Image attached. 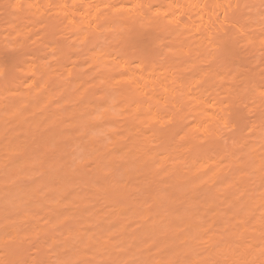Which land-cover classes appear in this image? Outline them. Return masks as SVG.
Wrapping results in <instances>:
<instances>
[{
  "label": "rangeland",
  "instance_id": "1",
  "mask_svg": "<svg viewBox=\"0 0 264 264\" xmlns=\"http://www.w3.org/2000/svg\"><path fill=\"white\" fill-rule=\"evenodd\" d=\"M127 2L0 0V264H159L158 256L163 264H264L262 251L246 256L235 246L243 225L244 242L264 246V208L252 207L247 217L252 208L240 193L254 190L256 175L246 169L243 191L241 182L226 193L219 185L238 178L240 162L253 168L251 156L263 146L264 0ZM16 145L25 147L24 158ZM193 161L200 173L212 170L197 178ZM9 188L27 190L28 203ZM231 192L242 194V210L229 201ZM120 205L144 213L125 219L123 230L103 226ZM195 210L201 219L189 216ZM238 216L247 218L242 227ZM189 217L203 224L193 238L198 227L192 231ZM182 231L192 239L187 250ZM90 235L97 242L90 237L88 245Z\"/></svg>",
  "mask_w": 264,
  "mask_h": 264
},
{
  "label": "bare ground",
  "instance_id": "2",
  "mask_svg": "<svg viewBox=\"0 0 264 264\" xmlns=\"http://www.w3.org/2000/svg\"><path fill=\"white\" fill-rule=\"evenodd\" d=\"M127 1H128V0H125V2H127ZM85 3H86V2H85ZM109 3H110V2H109ZM122 3H123V4H127L128 2H127V3H124V2L122 1ZM31 4H32V3H31ZM70 4H71V3H70ZM105 4H106V3H105ZM32 5H33V4H32ZM70 6H71V5H70ZM15 7H16V6H15ZM20 7H21V6H20ZM29 7H30V6H29ZM78 8H79V7H78ZM24 9H25V8H24ZM72 10H74V9H72ZM96 12H97V11H96ZM57 13H58V12H57ZM71 13H72V12H71ZM62 15H63V14H62ZM64 15H65V14H64ZM71 16H72V14H71ZM126 48H127V47H126ZM91 57H92V56H91ZM92 81H93V80H92ZM107 94H108V93H107ZM100 96H101V95H100ZM110 96H111V95H110ZM108 99H110V98H108ZM108 99H107V100H108ZM113 100H114V99H113ZM113 100H111V103H112ZM102 102H103V101H101L100 103H102ZM83 103H84V102H83ZM4 105H5V104H4ZM7 105L10 106L11 103H10V104H9V103L6 104L5 106H7ZM106 105L108 106V104H106ZM112 105H113V103H112ZM5 106H4V107H5ZM13 106H14V105H13ZM13 106H12V108H13ZM101 106H102V105H101ZM107 106H106V107H107ZM109 106H110V103H109ZM4 107H3V108L1 107V108H2V109H5ZM103 107H104V106H103ZM114 107H116V106H114ZM7 108H9V107H7ZM7 108H6V109H7ZM10 108H11V107H10ZM10 108H9V110H10ZM9 110H8V111H9ZM11 110H12V109H11ZM115 110H116V109H115ZM0 111H1V110H0ZM4 111H5V110H4ZM4 111H3V113H4ZM12 112H13V110L11 111V113H12ZM103 112H104V114H105V112L108 113V110H105V108H104ZM4 115H5V114H4ZM49 115H51V114H50V113L48 114V118H49ZM46 118H47V117H46ZM257 118H258V117H257ZM2 119H3V118H2ZM38 119H39V117H37V119H34L33 121H35V122L38 123V121H37ZM40 119H42V117H41ZM40 119H39V120H40ZM260 119H261V118H260ZM0 120H1V118H0ZM48 120H49V119H48ZM261 121H262V120H261ZM263 121H264V120H263ZM91 122H92V121H91ZM95 122H96V121H95ZM95 122H94V124H96V127H98L99 124H98V123H95ZM257 123H258V122H257ZM34 124H35V123H34ZM75 124H77V122H76ZM97 124H98V126H97ZM258 124L261 125L262 123L259 122ZM94 126H95V125H94ZM254 126H258V125L255 124ZM261 126H262V125H261ZM126 128H127V126H126ZM254 128H255V127H254ZM1 129H2V128H1ZM96 129H98V128H96ZM129 129H132V128H129ZM252 129H253V128H252ZM98 130H99V129H98ZM132 130H133V129H132ZM0 131H1V130H0ZM252 131H253V130H252ZM255 131H256V130H255ZM260 131H261V132H260L259 134H262V135H260V137H263V146H262V144H261V142H260V144H261V146H262V147H261V146H260V147H261L262 150H260V151H258V152L256 151L257 153H256V152L253 153L251 150H250V151L248 150L249 152H252V153H253V155H252L251 157H252L253 160H254V161H253V163H254V167L251 168V166H253V164L250 166V165H249L250 161H249V163H248L247 161H242V162L238 161V163L240 162L239 165H238V163L235 161V162L237 163L239 169H240V171H238L239 173L237 174V176H238L237 179H238V180H237V179L235 180V179L233 178L234 181L232 180L233 183L231 184V181L229 182V181H227L228 179L226 180V179L223 178L224 181H226L228 185L230 184L229 186L226 185V182H224L223 180H222V181H223L224 183H221L222 181H221L220 183H219V182H216L217 184L219 183V185L224 184L225 187L223 186L222 189H225V190H226L225 193L228 192L227 189H230V188H231V185H234V184H235L234 182H238V184L241 182L239 186H241V187H240V188H241L240 190H242L243 187L245 186L244 183H246V182L244 181V180H246V179H244V177L247 175V173H246L247 170H246V169H250L251 171L249 172V170H248V173H251V172L253 173V172H254V174H255L256 177H257V179H254V180H256L258 183H256V184H257L256 187H255V185H254V190H253V189H250V188H251V187H250L249 189H248V188L245 189V190L243 189L244 191H247V193H246V192H240V193L245 194V197L248 199V196H246V194H248V190H250V191H251V193H250L251 195H249V196H251V197H250V199H249L248 201H247V199H246V200L244 199V200H245V204H246L247 208H249V207H250V208H252V207L254 208V207H255V209L258 208L259 210L264 208V126H263L262 128H260ZM59 132H60V131H59ZM127 132H129V135H130V132H131V131H130V130H127ZM127 132H126V133H127ZM55 133H57V132L55 131ZM87 133H88V132H87ZM259 134H258V135H259ZM2 135H3V134H2ZM50 135H51V134H50ZM50 135H49V136H50ZM54 135H55V134H54ZM54 135H53V137H54ZM59 135H60V134H59ZM127 135H128V134H127ZM250 135H251V134H250ZM92 136H94V135H91V138H90V136H89V138H90V140H91L92 143H93V147H95V146H97V143L95 142L97 139L95 140V138H94L95 136H94V137H92ZM119 136H120V135H119ZM130 136H131V135H130ZM133 136H134V135H133ZM3 137H4V136H3ZM57 137H58V136H57ZM1 138H2V137H1ZM58 138H59V137H58ZM120 138H121V136H120ZM44 139H45V138H44ZM249 139H250V138H249ZM261 139H262V138H261ZM45 140H46V139H45ZM49 140H50V139H49ZM91 141H90V142H91ZM240 142H242V141H240ZM46 143H47V141H46ZM130 143H131V142H130ZM251 143H252V142H251ZM12 144H13V143H12ZM257 144H258V143H257ZM14 145H15V144H14ZM14 145H12V147H10V148L13 149V146H14ZM258 145H259V144H258ZM5 146H6V145H5ZM5 146L3 147V150H6ZM9 146H10V145H9ZM16 146H17V145H16ZM21 146H23V145H21ZM21 146H19V147H21ZM39 146H40V145H39ZM41 146H42V144H41ZM237 146H238V145H237ZM242 146H244V145H242ZM242 146H238V147H242ZM246 146H247V145H246ZM19 147L17 146V149H18ZM42 147H43V146H42ZM48 147H49V146H48ZM247 147H249V145H248ZM250 147H251V146H250ZM256 147H258V146L256 145ZM10 148H7V150L10 149ZM49 148H50V147H49ZM95 148H96V147H95ZM236 148H237V147H236ZM244 148H245V147H244ZM11 149H10V152H8V151L6 150V154H7V153H8V154H10V153L13 154V153H15V151H12ZM17 149H16V150H17ZM23 149H25L24 146L22 147L21 150H20V148H19V150H18V152H19V151H20L21 153L23 152L22 155L24 154V151H26V150H23ZM39 149H40V148H39ZM44 149H45V148H44ZM57 149H58V148H57ZM59 149H61V148H59ZM62 149H63V148H62ZM253 149H254V148H253ZM255 149H256V148H255ZM255 149H254V150H255ZM14 150H15V147H14ZM32 150H33V149H32ZM42 150H43V149H42ZM63 150H64V152H62ZM63 150H60L61 152H60L59 155H58L60 161L58 160V158H57L58 156H57V157H55V158H57L58 161L56 160V161H54V162H58V163L61 162V163H62L63 158H65L64 156H66V154H67V151H66L65 149H63ZM254 150H253V151H254ZM29 151H30V150H28V152H29ZM34 151H36L35 148H34V150H33L32 152H34ZM37 151H38V150H37ZM39 151H40V150H39ZM65 151H66V153H65ZM18 152H17V153H18ZM32 152H31V153H32ZM21 153H20V154H21ZM64 153H65V154H64ZM233 153H234V152H233ZM236 153H237V152H236ZM8 154H7V155H8ZM20 154H19V155H20ZM56 154H58V153H56ZM62 154H63V155H62ZM99 154L101 155L102 153H99ZM99 154L96 156V160H99L100 157L103 155V154H102V155L100 156ZM148 154H149V153H148ZM242 154H243V153H242ZM22 155H21V156H22ZM25 155H26V153L23 155V158L25 157ZM27 155L29 156V157H28V156H27V157L30 159V156H31V155H29V153H28ZM35 155H36V154H35ZM232 155H233V154H232ZM236 155H237V154H236ZM239 155H240V154H239ZM10 156H11V155H10ZM13 156H14V155H13ZM15 156H17V155H15ZM150 156H152V154L149 155V159H147V160H151V159H150ZM157 156H158V155H157ZM245 156H246V154H245ZM7 157H8V156H7ZM7 157H5V159H7ZM17 157H18V156H17ZM19 157H20V156H19ZM27 157H26V159H27ZM32 157H33V156H32ZM60 157H62V158H60ZM152 157H154V156H152ZM9 158H10V157H9ZM21 158H22V157H21ZM21 158H20V159H21ZM98 158H99V159H98ZM5 159L3 158L2 160H5ZM13 159H14V158H13ZM16 159H17V158H16ZM20 159H19V160H20ZM34 159H35V158H34ZM231 159H232V158H231ZM237 159H238V158H237ZM237 159H236V160H237ZM14 160H15V159H14ZM23 160H24V159H22V161H23ZM32 160H33V158L30 159V161H29V160H28V161L31 162ZM96 160H95V162H96ZM101 160H102V159H101ZM101 160H99V161H101ZM103 160H104V159H103ZM152 160H153V159H152ZM20 161H21V160H20ZM22 161H21V162H22ZM26 161H27V160H26ZM63 161H64V160H63ZM66 161H67V160H66ZM68 161H69V160H68ZM70 161H71V160H70ZM99 161H98V162H99ZM233 161H234V159H233ZM8 162H9V161H8ZM10 162H11V161H10ZM12 162H15V161L12 160ZM18 162H19V161H18ZM21 162H20V163H21ZM64 162H65V161H64ZM64 162H63V165H65ZM71 162H72V161H71ZM95 162H94V165H95V168H96L95 170H96L98 173H101V172L104 170V169L102 170V167H101V165H100L101 163L99 162V163H100V164H99L98 162H97V163H95ZM101 162H102V161H101ZM195 162H196V161H195ZM23 163H24V162H23ZM25 163H26V162H25ZM61 163H59V165H60ZM236 163H234V164H236ZM9 164H11V163H9ZM27 164H29V163L27 162ZM68 164H69V163H68ZM96 164H98V165H96ZM192 164L194 165V161L192 162ZM195 164H196V163H195ZM12 165H14V163H12L11 166H12ZM16 165H18L17 162H16ZM22 165H24V164H22ZM55 165H57V164L55 163ZM59 165H58V166H59ZM151 165H152V164H151ZM248 165H249L250 168L248 167ZM79 166H81V164H80ZM102 166H104V165H102ZM147 166H148V165H147ZM147 166H146V168H148ZM198 166H199V165H198ZM246 166H247L248 168H246ZM17 167H18V166H17ZM20 167H21V166H20ZM20 167H18V168L20 169ZM151 167H152V166H151ZM193 167H194V170H197V172H195V175H196V176L194 175L195 177L199 176V174L202 175V173L205 172V170L207 171V169H211V170H212V168H210V167H206V168L203 169V171H201L202 173H200V170L196 169V168H195V165H194ZM57 168H58V167H57ZM60 168H61V167H60ZM63 168H64V167H63ZM229 168H231V167L229 166ZM229 168H228V170H229ZM232 168H233V167H232ZM51 169H52V168H51ZM51 169H50V171H51V173H52L53 171H52ZM64 169H65V168H64ZM81 169H82V168H81ZM149 169H150V168H149ZM154 169H155V168H154ZM5 170H6V169H5ZM57 170H58V169H57ZM57 170H56V171H57ZM68 170H69V169H67V171H68ZM70 170H71V169H70ZM77 170H78V168H77ZM79 170H80V169H79ZM128 170L131 171L130 168H129ZM128 170L125 171V173L129 172ZM214 170H215V169H214ZM214 170H213V171H214ZM224 170H225V169H224ZM252 170H253V171H252ZM41 171H42V170H41ZM44 171H45V170H44ZM44 171H43L42 173H44ZM50 171L47 172V170H46L45 173H49ZM54 171H55V170H54ZM61 171H62V170H61ZM74 171H76V170H74ZM74 171H73V172H74ZM132 171H133V170H132ZM132 171H131V173H132ZM208 171H209V170H208ZM208 171H207V172H208ZM217 171H218V170H217ZM217 171H216V172H217ZM222 171H223V170H222ZM73 172H72V173H73ZM76 172H77V171H76ZM207 172H206V173H207ZM209 172H210V171H209ZM211 172H212V171H211ZM225 172H226V171H225ZM230 172H231V169H230ZM45 173H44V176H45ZM51 173L49 174L50 177H51ZM66 173H68V172H66ZM206 173H204V174H206ZM217 173H220V171H218ZM223 173H224V171H223ZM16 174H17V173H16ZM52 174H53V173H52ZM57 174H58V173H57ZM60 174L63 175L64 173L62 174V172H60ZM79 174H80V173H79ZM92 174H93V173H92ZM95 174H96V173H95ZM7 175H8V174H7ZM69 175H70V174H69ZM232 175H233V174L231 173V176H232ZM250 175H251V174H250ZM52 176H54V175H52ZM76 176H77V175H76ZM86 176H87V175H86ZM98 176H99V174H98ZM194 176H193V179H195ZM240 176H241V177H240ZM247 176H248V175H247ZM87 177H88V176H87ZM87 177H86V178H87ZM129 177H130V176H129ZM226 177H227V176H226ZM57 178H58V177H57ZM61 178H62V177H61ZM73 178H74V177H73ZM81 178H82V177H81ZM84 178H85V177H84ZM84 178H83V179H84ZM105 178H106V176H105ZM188 178H189V177H188ZM191 178H192V177H191ZM197 178H198V177H197ZM199 178H200V176H199ZM245 178H246V177H245ZM55 179H56V178H55ZM62 179H63V178H62ZM106 179H108V178H106ZM110 179H111V178H110ZM129 179H131V178H129ZM193 179H192V180H193ZM247 179H248V178H247ZM51 180H52V179H51ZM65 180H66V179H65ZM73 180H74V179H73ZM89 180H91V179H89ZM195 180H196V181H195ZM195 180H193V181L197 182V179H195ZM110 181H111V180H110ZM175 181H176L175 184H176V185L178 184L177 186H181V184L184 183L183 181H181V179H180V182H179V180H177V179H176ZM242 181H244V182H242ZM62 182H63V180H62ZM213 182H214V181H213ZM56 183H57V182H56ZM60 183H61V181L59 180V184H60ZM66 183H67V182H66ZM102 183H103V182H102ZM114 183H115V181L112 182V184H114ZM127 183H129V182H127ZM127 183H126V184H127ZM179 183H181V184L179 185ZM193 183H194V182H193ZM34 184H35V183H34ZM51 184H52V183H51ZM63 184H64V182H63ZM68 184H69V183H68ZM91 184H92V183H91ZM91 184H88V185H91ZM94 184H95V183H94ZM104 184H105V182H104ZM106 184H108V182H107ZM112 184H111V185H112ZM115 184H117V183H115ZM126 184L124 185V189H127V188H126V187H127ZM129 184H130V183H129ZM208 184H210V183H208ZM238 184L236 183V185H238ZM248 184H249V183H248ZM250 184H251V183H250ZM252 184H253V183H252ZM8 185H9V183H8ZM27 185H28V184H27ZM52 185H53V184H52ZM55 185H56V184H55ZM65 185H66V184H65ZM214 185H215V183H214ZM14 186H15V185H14ZM21 186H22V185H21ZM23 186H24V184H23ZM23 186H22L21 188H23ZM29 186H31V185H28V187H29ZM93 186H94V185H93ZM103 186H104V185H103ZM122 186H123V184H122ZM184 186H185V185H184ZM227 186H228L229 188H228ZM242 186H243V187H242ZM250 186H251V185H250ZM12 187H13V186H12ZM26 187H27V186H26ZM31 187H32V186H31ZM35 187L37 188L38 186H35ZM49 187H50V186H49ZM55 187H56V186H55ZM58 187H60V189L62 188L61 186H58ZM120 187H121V186H120ZM216 187H217V186H216ZM218 187L220 188V186H218ZM245 187H246V186H245ZM248 187H249V186H248ZM15 188H16V187H15ZM92 188H93V187H92ZM112 188H113V187H112ZM115 188H116V186H115ZM128 188H130V187H128ZM176 188H177V187H176ZM236 188H237V187H236ZM9 189H10V188H9ZM9 189H8V190H9ZM12 189H14V188H11V189H10V190L12 191L11 193H13V191H14L15 194L20 193V194L17 195V198H18V196H19V198L21 197V199H22V197H23V198H24V199H23L24 202L27 201V203H28V200H27L28 197H25V196H23V194H21V193H25V194H26V193L28 192L27 190H25L26 192H23L24 189H23V190H22V189H20V190H19V189H15L16 191L19 190V192L16 193L15 190H12ZM28 189H29V188H28ZM105 189H106L107 191H109V190H108V186H106V185H105ZM110 189H111V188H110ZM10 190H9V192H10ZM21 190H22V191H21ZM31 190H32V188L30 189L29 192L32 194V192H34V190H33V191H31ZM37 190H38V189H37ZM37 190H36V191H37ZM113 190H114L115 192H119V190H115V189H113ZM113 190L110 191L112 195L114 194ZM216 190H218V188H217ZM235 190H236V189H235ZM235 190H233V191H235ZM243 190H242V191H243ZM260 190H261V192H259ZM2 191H3V190H2ZM120 191H121V190H120ZM127 191H128V190H127ZM127 191H126V192H127ZM230 191H232V189H230ZM112 192H113V193H112ZM123 192L125 193V191H123ZM219 192H220V190H219ZM1 193H2V192H1ZM124 193H123V194H124ZM170 193H171V192H169V195H170ZM196 193H197V192H196ZM196 193H195V194H196ZM240 193L237 194V195H238L237 197H236L234 194L232 195V192H231V194H228V195L230 196L229 201L234 202L235 206L237 205V206L240 207V209H239V207L236 206L237 209L242 210L241 207H243V206H242L243 202H242L241 200H242V197H243V196H242V194L240 195ZM28 194H29V193H27V195H28ZM123 194H122V195H123ZM207 194H208V193H207ZM257 194H259L260 197H255ZM33 195H34V194H33ZM33 195H31V196H33ZM116 195H119V194H118V193H117V194H114V196H116ZM124 195H125V194H124ZM124 195L122 196V198L124 197ZM152 195L155 196L154 194H152ZM161 195H162V194H161ZM171 195H172V194H171ZM171 195H170V197H171ZM190 195H191V194H190ZM190 195H189V196H190ZM192 195H193V197H194V196H195V197L197 196V195H194V194H192ZM239 195H240V196H239ZM1 196H3V195H1ZM76 196H77V195H76ZM120 196H121V195H120ZM126 196H127V195H126ZM164 196H165V195H164ZM166 196H167V195H166ZM3 197H4V196H3ZM128 197H129V196H128ZM211 197H212V196H211ZM0 198H1V197H0ZM19 198H18V199H19ZM26 198H27V199H26ZM187 198H188V197H187ZM204 198H205V197H204ZM21 199H20V201H18V202H20V203L22 204L23 201H22ZM155 199H156V198H155ZM172 199H173V197H172ZM174 199H175V197H174ZM194 199H195V198H194ZM196 199H197V197H196ZM210 199H211V198H210ZM226 199L228 200L227 197H226ZM8 200H10V199H8ZM119 200H121V199H119ZM205 200H206V199H205ZM21 201H22V202H21ZM30 201H31V200H30ZM1 202H2V201H1ZM6 202H7V201H6ZM24 202H23V205H24ZM127 202H128V201H127ZM172 202H173V200H172ZM195 202H196V201H195ZM195 202L193 201V203H195ZM226 202H227V201H226ZM130 203H131V202H130ZM228 203H229V202H228ZM127 204H128V203H127ZM160 204H161V203H160ZM200 204H201V203H200ZM232 204H233V203H232ZM0 205H1V203H0ZM5 205H6V204H5ZM25 205H26V204H25ZM58 205H59V204H58ZM131 205H132V204H131ZM209 205H210V204H209ZM213 205H214V204H213ZM134 206H136V205L134 204ZM134 206L132 205L133 208H135ZM192 206H193V205H192ZM210 206H212V205H210ZM230 206H231V205H230ZM246 206H245V207H246ZM132 207H131V209H130V207H126V206L124 207V206H121V205H120V206L118 207L116 213H115L114 215H112V216H115V215H116V216H115L114 218H112V216H111L110 219H112V220H111V221L109 220L108 222H105V223H103L102 225L105 226V227H107V228H110V227H111V228H112V227L114 228V226H117V227H116L117 230H123V229H124V226H123L124 223H123V222H126V220H127V218H128L129 216H130V218H131V215H134L135 213H136V215H138V216H139V215L141 216L142 213H144V211H141L142 213L139 214V212H138L139 208L136 207L137 209H133ZM245 207H244V208H245ZM19 208H20V207H19ZM232 208H234V207H232ZM250 208H249V209H250ZM253 208L250 209V211L245 210V211H248V212H247L248 215L245 214L247 217H249V215H250L249 213L251 212V210H253ZM6 209H7V208H6ZM21 209H22V207H21ZM190 209H192V208H190ZM237 209H236V210H237ZM7 210H8V209H7ZM217 210H218V209H217ZM23 211H24V210H23ZM83 211H84V210H83ZM146 211H148V212H145V215H147V216H146V217H147L146 219L149 220V219H148V218H149L148 215L150 214V211H149L148 209H146ZM196 211H197V210H195V212H191L192 214L189 215V216H191L192 218L195 219L196 215H198L199 218L196 217V219H201L200 216H199V212H198V211L196 212ZM213 211H214V210H213ZM218 211H220V210H218ZM5 212H7V211H5ZM137 212H138V213H137ZM148 213H149V214H148ZM157 213H158V212H157ZM194 213H195V214H194ZM197 213H198V214H197ZM214 213H215V215L218 214V213H216V210L214 211ZM220 213H221V212H220ZM244 213H245V212H244ZM221 214H222V213H221ZM242 214H243V213H242ZM145 215H144V217H143L142 219L145 218ZM164 215H165V214H164ZM179 215H180V214H179ZM182 215H183V214H182ZM213 215H214V214H213ZM218 215H219V214H218ZM233 215H235V214H233ZM237 215H238V214H237ZM25 216H26V215H25ZM159 216H160V215H159ZM161 216H162V215H161ZM27 217H28V216H27ZM56 217H57V216H56ZM133 217L136 218V216H133ZM133 217H132V218H133ZM162 217H163V216H162ZM183 217L186 218V216H183ZM191 217H189L187 221L190 222V224H191L190 227L192 226V228H191L192 231H193V229H195V228L198 227V229H197L196 231L194 230V232H191V234H192V237H191V238H193V236H194L193 233H195V234L197 235V232L199 231L200 226L203 228V226H202L203 224L200 225V224H199L200 221H199V223L197 224V223H196L197 221L194 222L195 220L191 219ZM216 217H217V215H216ZM222 217H224V216H222ZM238 217L240 218L241 216H238ZM130 218H129V219H130ZM236 218H237V217H236ZM239 218L237 219V221L239 220ZM241 218H242L243 221H242V220H239V221H242V223L239 225L240 227H242L243 222L245 223L244 220L247 219V218H244V219H243V216H242ZM241 218H240V219H241ZM55 219H56V218H55ZM125 219H126V220H125ZM150 219H151V218H150ZM155 219H156V218H154L153 220H155ZM164 219H165V217H164ZM175 219H176V218H175ZM186 219H187V218H186ZM248 219H249V221H250V218H248ZM123 220H125V221H123ZM172 220H173V219H172ZM178 220H179V218H178ZM183 220H184V219H183ZM190 220H191L193 223H192ZM251 220L254 221L255 219H251ZM215 221H216V220H215ZM218 221H219V220H218ZM247 221H248V220H247ZM253 221H250V222H253ZM164 222H166V221H164ZM164 222H163V223H164ZM168 222L171 223V221H168ZM168 222H166V224H167ZM176 222H177V221H176ZM180 222H181V221H180ZM258 222H259V220H258ZM258 222H257V220H256L257 226H258ZM172 223H173V222H172ZM195 223H196V224H195ZM166 224H165V225H166ZM187 224H189V223L186 222V225H185V226L188 227ZM165 225H163V226H165ZM168 225H170V224H168ZM174 225H175V220H174ZM176 225H177V223H176ZM222 225H223V224H222ZM247 225H248V224H247ZM156 226H157V225H156ZM166 226H167V225H166ZM171 226H173V224H171ZM179 226H180V225H179ZM219 227H220V226H219ZM240 227H239V228H240ZM254 227H255L254 230H256V229H257L256 226H254ZM111 228H110V229H111ZM113 228H112V229H113ZM145 228L153 229L154 226H152V225H148V227L146 226ZM159 228H160V227H159ZM173 228H174V227H173ZM183 228H184V227H183ZM188 228H189V227H188ZM217 228H218V227H217ZM252 228H253V227H252ZM252 228H251V229H252ZM154 229H156V231H157V228H154ZM154 229L151 230V231H149V232L152 233V231H155ZM162 229H163V228H162ZM175 229H176V228H175ZM175 229H173V232H174ZM179 229H182V227L179 228ZM3 230H4V229H3ZM115 230H116V229H115ZM144 230H146V231L148 232L147 229H144ZM166 230H167V228H166ZM168 230H169V229H168ZM171 230H172V229H171ZM176 230H177V229H176ZM189 230H190V229H189ZM216 230H217V229H216ZM238 230H239V229H238ZM15 231H17V230H15ZM156 231H155V232H156ZM169 231H170V230H169ZM177 231H179V230H177ZM190 231H191V230H190ZM200 231H202V230H200ZM223 231H224V230H223ZM249 231H250V230H249ZM147 232H146V233H147ZM149 232H148V233H149ZM160 232H161V231H160ZM164 232H165V231H164ZM166 232L168 233V231H166ZM218 232H219V231H218ZM218 232H216L215 235H216V234H219ZM247 232H248L247 227H246L245 225H243L242 229L239 231L238 236H237V238H238V244L235 245V246H237V247L239 248V250H240L243 254H245L246 256H249L248 253H252V252H254V251H255V253L257 252V254H258V252H261V251H262L263 254H264V251L262 250V248L264 249V246H262V245H263L262 243L259 244L260 241H259V240H256V238H255V239L251 238V241H250V242L248 241V243H245L247 238L245 239L244 237H246V235L249 233V232H248V233H247ZM146 233H144V234H146ZM162 233H163V232H162ZM181 233H183V235L185 234V235H184L183 237H181V238H183L182 241L184 240L183 243H186L185 249L182 248V247H181V248H182V250H183V249H184V250H187L186 247H187V246H191V244H193L192 241H191L192 239L189 237L188 234L184 233L183 231H182ZM189 233H190V232H189ZM199 233H200V232H199ZM221 233H222V232H221ZM227 233H228V232H227ZM144 234H143V235H144ZM149 234H150V233H149ZM155 234H157V237H158V234H159L158 231H157ZM155 234H154L153 236H155ZM170 234H171V233H170ZM179 234H180V232H179ZM207 234H208V232H207ZM223 234H225V232H223ZM253 234H254V232H252V235H253ZM18 235H19V234H18ZM82 235H83V234L80 233V235L78 236V239H77L78 241H79V238L82 237ZM140 235H141V234H140ZM143 235H142V240H143V238H144ZM147 235H148V234H147ZM151 235H152V234H151ZM162 235H163V234H162ZM165 235H168V234H165ZM165 235H164V237H167V236H165ZM172 235H173V233H172ZM174 235H175V234H174ZM201 235H202V234H201ZM215 235H214V236H215ZM225 235H226V234H225ZM235 235H236V234H235ZM249 235H250V234H249ZM80 236H81V237H80ZM159 236H160V235H159ZM170 236H171V235H170ZM180 236H181V235H180ZM190 236H191V235H190ZM197 236H198V235H197ZM199 236H200V235H199ZM207 236H208V235H207ZM212 236H213V233H212ZM214 236H213V237H214ZM228 236H229V235H228ZM253 236H254V235H253ZM83 237H84V236H83ZM85 237H87V236H85ZM85 237H84V238H85ZM90 237L92 238L93 236H91V235L89 236V238H88L89 240H88V241H90V242L87 243L88 245H91V242H92V240L94 239V237H93V239L90 240V239H91ZM173 237H174V236H173ZM201 237H202V236H201ZM208 237H209V236H208ZM218 237H219V236H218ZM249 237H250V236H249ZM249 237H248V238H249ZM254 237H256V236H254ZM135 238H136V241H137V240H138V239H137L138 237L136 236ZM159 238H160V237H159ZM159 238H158V239H159ZM168 238H169V235H168ZM170 238H171V237H170ZM181 238H180V239H181ZM189 238H190L191 240H190ZM220 238H221V237H220ZM67 239H68V238H67ZM75 239H76V238H75ZM85 239H86V238H85ZM148 239H149V238H148ZM150 239H151V238H150ZM154 239H155V238H154ZM174 239H175V238H173V241H176V240H177V239H176V240H174ZM194 239H195V238H194ZM194 239H193V240H194ZM95 240H96V239H94V241H95ZM171 240H172V239H171ZM189 240L191 241L190 244L187 243V242H189ZM195 240H196V239H195ZM198 240H199V239H198ZM216 240H217V239H216ZM216 240H215V241H216ZM244 240H245V242H244ZM249 240H250V239H249ZM140 241H141V239H140ZM155 241H156V240H155ZM173 241H170V242H173ZM179 241H180V240H178V244H179ZM215 241H214V242H215ZM218 241H220V239H219ZM80 242H82L81 239H80L79 243H80ZM96 242H97V240H96ZM158 242H159V241H158ZM176 242H177V241H176ZM262 242H263V241H262ZM53 243H54V242H53ZM89 243H90V244H89ZM93 243H94V242H93ZM162 243H163V242H162ZM180 243H181V242H180ZM81 244H82V243H81ZM168 244H169V243H168ZM171 244H173V243H171ZM187 244H188V245H187ZM77 245H78V244H77ZM161 245H162V244H161ZM175 245H177V244H175ZM175 245H173V246H175ZM180 245H181V244H180ZM219 245H220V244L218 243V246H219ZM78 246H79V245H78ZM93 246H94V245H93ZM93 246H92L91 248H93ZM170 246H171V245H170ZM178 246H179V245H178ZM182 246H184V245L182 244ZM216 246H217V245H216ZM258 246H259V247H258ZM260 246H261V250L259 251ZM168 247H169V246H168ZM191 247H192V246H191ZM219 247H220V246H219ZM223 247H224V246H223ZM237 247H236V250H237V253H239L240 251H238V248H237ZM173 248H174V247H173ZM211 248H212V249H217V250L220 249V248L218 249L217 247H211ZM226 248H228V247H226ZM256 248H257V249H256ZM258 248H259V249H258ZM94 249H95V252H94V253H98V251H97L96 249H100V248L95 247V248H93V250H94ZM167 249H168V248H167ZM178 249H179V248H178ZM189 249H190V248H189ZM212 249H210V250H212ZM228 249H229V248H228ZM230 249H232V248H230ZM109 250H111V249H109ZM168 250H169V249H168ZM173 250H174V252H175V249H173ZM236 250H235V251H236ZM111 251H115V250L112 249ZM111 251H110V252H111ZM235 251H234V248H233V251H232L233 253H229V254H233V255H231V256L234 257V256H235V255H234V252H235ZM110 252H108V253L110 254ZM168 252H169V251H168ZM228 252H231V251L228 250ZM73 253H74L75 255L77 254L76 251L73 252ZM114 253H115V252H114ZM114 253L112 252V253L110 254V256H112V254H114ZM171 253H172V251H171ZM237 253H236V255H237ZM242 253H241V254H242ZM255 253H254V255L250 254V256H255V255H256ZM74 254H73V255H74ZM172 254H173V253H172ZM172 254H169V255H172ZM241 254H240V256H241ZM247 254H248V255H247ZM80 255H82V254L80 253ZM116 255H117V254H116ZM116 255H115V257H116ZM118 255H119V254H118ZM224 255H225V254H224ZM245 255H243V256H245ZM258 255H260V253H259ZM258 255H257V256H258ZM261 255H262V254H261ZM78 256H79V254H78ZM112 257H113V256H112ZM117 257H119V256H117ZM158 257H159V258H158L159 260H160V259L162 260V258H163V257L160 258V256H158ZM164 257H165V256H164ZM197 257H198V256H197ZM197 257H196V261H198V258H197ZM262 257H263V256H262ZM80 258H81V257H80ZM168 258H169V257H168ZM199 258H200V257H199ZM238 258H239V257H238ZM240 258H241V257H240ZM243 258H244V257H243ZM248 258H249V260H250L251 257H248ZM255 258H256V257H255ZM258 258H259V257H258ZM93 259H94V258H93ZM232 259H233V258H232ZM234 259H235V257H234ZM236 259H237V258H236ZM236 259H235V260H236ZM161 260H160V263H159V264H163V262H162ZM168 260H169V259H168ZM171 260H173V258H172ZM194 260H195V259H194ZM242 260H243V259H242ZM249 260H248V261H249ZM163 261H165V260H163ZM236 261H237V260H236ZM250 261H251V260H250ZM252 261H253V260H252ZM252 261H251V262H252ZM180 262H181V261H180ZM193 262H194V261H193ZM242 262H243V261H242ZM244 262H245V261H244ZM68 263H69V262H68ZM70 263H71V261H70ZM91 263H92V261L90 262V264H91ZM168 263H169V262H168ZM168 263H167V264H168ZM174 263H175V262H174ZM236 263H237V262H236ZM238 263H239V262H238ZM238 263H237V264H238ZM164 264H165V263H164ZM184 264H185V263H184ZM242 264H244V263H242Z\"/></svg>",
  "mask_w": 264,
  "mask_h": 264
}]
</instances>
